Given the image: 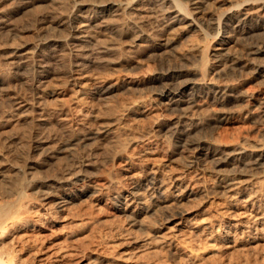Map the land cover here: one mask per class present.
Returning a JSON list of instances; mask_svg holds the SVG:
<instances>
[{
  "label": "rangeland",
  "instance_id": "rangeland-1",
  "mask_svg": "<svg viewBox=\"0 0 264 264\" xmlns=\"http://www.w3.org/2000/svg\"><path fill=\"white\" fill-rule=\"evenodd\" d=\"M63 1L61 6L41 4L65 9ZM205 1L207 5L202 3L192 13L201 31L177 24L173 30L153 32L151 41L129 47L123 27L114 36L117 40L104 34L118 46L112 57L108 55L114 62L80 71L70 70L66 41L58 48L55 64L46 59L45 47L40 55L31 51L33 43H41L47 24L37 22L38 6L17 11L13 0L0 1V16L5 15L15 30L0 36V186L7 181L2 187L16 184L11 174L23 170L28 159L35 163L33 178L38 177L22 187L28 197L18 203L16 194L1 197L0 188V202L13 197L16 206L24 205L21 211L26 209L20 212L28 223L2 239L20 250L18 264H264V188L259 186L264 177V78H258L248 63L250 50L264 47V29L247 30L245 24L236 27L228 20L229 8L247 0ZM250 1L253 6L244 5L245 9H259L254 14L264 15V0ZM66 33V23L48 32L67 37ZM222 36L231 38L226 46L219 42ZM167 40L172 45L155 49ZM200 40L202 46L208 44L210 58L229 48L244 67L231 76L229 88L221 90L220 104L211 94L191 98L186 89L183 100L189 104L181 103L186 115L180 117L157 104L155 93L161 85L155 77L182 71L165 82L199 79L200 53L189 47ZM19 45L32 63L49 64L46 76L40 78L35 68L22 74L5 70L7 51ZM216 66L210 63L209 81L218 79ZM107 87L108 93L98 94ZM134 100L143 104L126 110ZM13 101L26 103L21 118L10 116ZM219 114L223 120L216 121ZM101 127L107 128L105 136H93ZM174 129L183 134L177 138ZM43 137L56 147L67 141L78 145L73 153H57L44 161L32 146L34 138ZM198 143L205 149L194 150ZM82 168L86 176L75 184H63L48 196L35 194L38 182L54 185L62 172ZM244 193L259 196L257 207L240 197ZM60 197L69 202L57 208ZM22 239L30 244L28 250H21Z\"/></svg>",
  "mask_w": 264,
  "mask_h": 264
},
{
  "label": "bare ground",
  "instance_id": "bare-ground-1",
  "mask_svg": "<svg viewBox=\"0 0 264 264\" xmlns=\"http://www.w3.org/2000/svg\"><path fill=\"white\" fill-rule=\"evenodd\" d=\"M13 1L16 2V4H17L16 9H15L17 11L25 10L27 7L32 8L33 6H38V8L40 10V15H39L37 22L39 21L41 23L43 20L44 21L46 20V23H47L45 26L46 30H45V33L43 34V37L40 39L41 43L38 42L39 43L38 44L36 42L37 44L35 43V45L33 43V46L31 47V51L36 55H40L41 49L43 47H45L47 49L46 53L44 52L46 54L45 55L46 59L50 60L51 63L55 64V61H57L59 58V55H60L59 52H61L58 50V48H61L60 47L61 43L63 42V44H64V41H66V45L71 50V58H70V63H69L70 70H78V71H80L81 68L87 69L88 68L87 66H90V65H92L93 67L97 66V68H98V66L101 67V66H104L106 64L114 62L111 60V58L108 57V55L111 56L110 54L114 53L116 46H117L114 43V39H116V38H114V36H117V35L119 36V33L121 34V32H122V34H123V32L124 33L127 32L128 41H130L131 44L133 43L132 45L130 44L131 46L129 45V47H135L138 44L134 43V42H136V41H139V42L151 41L152 37L154 38V36L151 35V34H153V32H155L157 34V32L163 33V32H166L170 29L173 30L174 26L177 24H180V25L185 24L184 25L185 27L187 26V27H190L191 29L194 28L195 30L198 29L201 31V29L197 25L198 24L197 18L194 17L192 13L195 12V11L193 12V9L198 8L203 4L207 5L206 4L207 2L205 0H187V1H185V0L184 1H178V0H64V1L63 0H13ZM45 1H49L50 5L54 4L55 6H59V5L61 6L62 1H63V6H65L64 5V3H65L67 7L65 6V9L63 8L64 10L61 7H60L61 9H58V8L55 9V8L51 7L52 5L51 6L48 5L46 7ZM36 2H38V3L40 2V4L35 5ZM41 2H45V3L41 4ZM253 3H254L253 1L247 0V1H242L240 3L238 2L235 5H233L232 7H230L228 12H227V14L229 15L228 20L235 21L237 23L236 27H240L241 24H245L247 27V30H249V29L251 30L250 27H257L258 29L259 28L264 29V15L254 14L259 9H257L255 11V9L253 10L252 7H249L248 9H245V7H244V5L253 6L252 5ZM189 4H195V5L193 8H191L189 6ZM52 8H53V10H52ZM28 10L29 9H27V11ZM251 11H252V13H251ZM253 11H255V12H253ZM26 13H28V12H26ZM4 18H5V15L0 16V36H2V35H5V36L13 35L15 32L14 26H12L10 23H6V20ZM253 22H255V26L250 25V23L253 24ZM64 23H66L67 30H68V33H66L67 37H64L61 34L63 36L64 40H63L61 35H60L61 37L58 35H57L58 36L57 37L56 35L53 36L50 34L51 35L50 36L48 34V32H52L54 30V28H56L57 26L64 25ZM199 24H201V23H199ZM220 25H221V19L218 18V27H220ZM225 25H227V24H225ZM248 25H250V26L248 27ZM41 27H42V25H41ZM123 27L125 28V30L121 31L123 29ZM56 30L59 31L58 29H56ZM96 33L102 34V35L107 34V36L104 35L103 38H100L99 36H97ZM218 33H219V31L216 33V35ZM225 33L227 34V33H229V31H225ZM66 34H65V36H66ZM110 35L114 38L113 41H109L106 38H104L105 36L109 38ZM120 37H121V35H120ZM201 40H200V42H196L197 41L196 40L194 42L195 44L189 47V50H197L200 53V57H199L200 58V73L198 72L199 73L198 75L200 77L199 79L193 78L194 80H190V79H189L190 81L186 80V81H188V83L187 82H185V83L184 82H182V83L177 82L175 85L165 82L168 79H172V78H175L178 75H180L182 73L181 70H180L181 72L176 71V73H175V71H166L165 73L160 74L158 77H155L156 80H158L159 84L161 85V86L158 85L160 87H158L156 89V93H155L159 97L157 104L163 105V106L165 105L164 108L166 110L173 112L175 114L177 113V115L180 117H185V115H186L183 112V109L181 108L182 102L188 103L187 100L186 101L183 100L184 99L183 97L187 94L186 89L190 90L188 92V95L189 96L191 95V98L196 97V96L200 97L202 95L211 94V95H213V100L220 104V103H222L223 98H224L220 94L221 90H226L227 88H229L228 85L230 83L229 79L231 78V76H234L236 74H240V72L243 70V67H244V64L242 65V63H239L237 60H235L236 58H234L233 53H231V51L229 50L228 47H227L228 49L223 48L220 53H216V54L212 55L213 58H210L209 56H207V48L209 46H208V44H206L205 46H202ZM118 41H116V42H118ZM167 41H168V43H167ZM167 41L165 43L163 42L162 44L156 45L155 49L159 50V49H161V47L166 48V47L170 46L171 43L169 42V40H167ZM229 41H231V38L228 36H225V37L221 38L219 42L221 43V45L226 46V44ZM7 52H8L7 54L9 56H8L7 61L5 63L7 65L6 66L7 68L5 70L9 71L12 74H22L23 72H26L28 70H30V72H31V68H35L34 70H35V72H37V75H39V77L42 78L43 76H46L47 73H49V71L51 69L49 67L48 63H43V62L42 63L41 62L32 63L31 60H30L31 61L30 62L28 59L29 52L24 50V47H22L20 45L9 49ZM153 52H155V50ZM152 54L154 55V53H152ZM247 54H248V52H247ZM263 54H264V47H257L256 49H253L252 51L250 50V52H249L250 57L248 56V63L253 65V69H252L253 73L260 79L264 78V57H262ZM31 58H32V54H31ZM212 61L217 63V66L215 69H217V70L219 69L217 71V74H218L217 78L224 80L221 82V84L219 82H217L218 79H215L216 82H215V80L212 82V81H209V79L206 77L208 74L207 70L209 69L210 63H212ZM32 73H33V71H32ZM162 80H164V82H161ZM227 82H229V83H227ZM261 83H263V82H261ZM205 84H206V87H204L205 89H202L203 88L202 86H205ZM230 85H231V83H230ZM109 91H110V87L103 88L98 92V94L104 95V94L108 93ZM25 104L26 103L23 101H13V104L10 107L11 108L10 109V113H11L10 116L15 115V116L20 117L22 115V113H24V111H26L25 109H22L25 106ZM142 104L139 102L135 103V100H134V103H132L131 105H129V107L127 109L126 108L125 109L131 110L134 107H136V108L138 106L140 107ZM217 113L218 112H216L215 115H217ZM216 119H215L216 121L223 120L222 114H219L218 116H216ZM177 123L175 122V124H177ZM192 126H193V124H192ZM106 131H107V128L101 127L99 129H95V131L93 130L92 135L99 137V136H102L104 134V136H105V133H107ZM173 134H175V136H177V138H178V136L182 135L183 132H181L180 129L179 130L174 129ZM88 138H89V136H88ZM34 139L35 140H32L33 141V145H32L33 151H35V152L38 151V154L42 155L44 161H47L49 158H52L57 153H62V152H65V153L67 152L68 154L73 153L72 152V150L74 149L73 147L75 144H77L76 140H75L76 142L67 141L64 144H61L60 146H58V144H57L58 147H56V145L52 146L46 137L34 138ZM82 139H83V137H82ZM77 140H78V142L81 141V139L79 140V138ZM81 143L82 142H80V144ZM202 144L198 143L197 147H195L194 150H196V149L197 150L198 149L204 150L205 148L202 147ZM19 154H20V152H19ZM23 160H25V158ZM34 164L35 163L33 161L28 159V160H26V163L24 166V167H26L25 169H24V167H23V170L19 169L20 172H18V174L13 172V174H11L12 176L11 175L10 176L12 178L17 179V182H16V184H15V182H14V184L11 182L13 185L12 186L9 185L10 187H6V186L2 187L8 182L7 181L8 176H4V177H7L4 182H6V181L7 182L5 184L3 183L4 185L0 186V188L3 189V190L1 189V192L2 191L4 192V195H2L1 197L5 198V196L7 194H10V195L12 193L16 194L17 198H16V200H14L16 203H18L17 199L20 200V199H24L25 197H28V195L26 196L25 191L24 192L22 191L23 190L22 187H24L25 184L27 186H29V183H31L30 179L34 180V178L36 177L33 174L35 176L33 178V175L30 172L32 169H34ZM3 165H4V163H3ZM51 166H53V165H51ZM47 169H46V171H47ZM3 173L7 174L8 172L7 173L2 172V174ZM34 173H35V171H34ZM38 173H39V171H38ZM85 174H86V169H83V168L80 170H77V171L67 170L66 172H62L61 176H57L58 179L55 180L56 185L55 184L51 185L50 183H48V181H44L41 184H40V182H38L39 184H37L35 187L36 192L35 191H33V192H35V194L38 193V194H42L43 196H45V195L48 196L51 193H53L54 191H56L58 188L62 187L63 184H66V183L67 184H69V183L75 184L76 181L82 180L83 177L86 176ZM47 175H49V174L47 173L46 176ZM37 176H39V175H37ZM54 176H52V177H54ZM0 177H3L1 175V173H0ZM28 177H29V179L26 180ZM37 178H35V179H37ZM44 179H47V177ZM222 179H224V177ZM263 180H264V177H263ZM263 180L259 181V182L264 183ZM1 181H3V180H1ZM28 181H29V183H28ZM224 182L228 183L229 180L225 179ZM148 183L153 184L152 182H148ZM263 183L259 185V186H262V188H261L262 191L264 188ZM7 184H9V182ZM228 184H230V183H228ZM1 194H3V193H1ZM251 194H245L244 193L240 197H242L243 200L248 201L249 204H251V207H253V206L257 207V203H258L257 201H259V199H258L259 196L257 197V195L254 193L252 195ZM12 199H13V197H12ZM12 199H11V201L5 199V200H2L3 202L2 201L0 202V264H18L19 262H21V260L19 262L17 261V258L20 257L19 256L20 254L18 253L20 250H18V249L15 250V248L12 247L13 245H10L7 243V242H10L11 240L7 241L6 243L4 242V240H2V239H4V237H6L7 234H9L11 232V230H14L15 228H19L20 224L22 226L23 224L28 223L27 221H25L26 218H24V219L21 218V214L23 213V211L26 210V209L24 210V208H23V211H21V209H22L21 207H23L24 205L21 206L19 204L20 206H18V205L16 206L15 205L16 203H14ZM60 200L57 203V205H58L57 208L62 207L63 205H65L66 203L69 202L68 200L65 199V197H60ZM21 204H23V203H21ZM262 215H263L262 217H264V213ZM24 217H26V216H24ZM19 238H21V237H19ZM25 239L30 240L31 238H25ZM31 240H34V239H31ZM22 241H23V239H22ZM23 243L24 244L21 245L22 248L20 247L21 250L22 249L28 250L30 247L29 246L30 244L28 243V241H25V242L23 241ZM16 251H18V252H16Z\"/></svg>",
  "mask_w": 264,
  "mask_h": 264
}]
</instances>
